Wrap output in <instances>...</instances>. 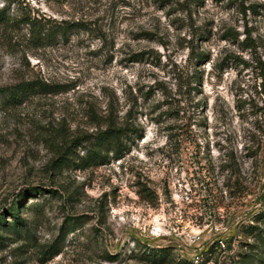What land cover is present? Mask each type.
Masks as SVG:
<instances>
[{
    "label": "rangeland",
    "instance_id": "rangeland-1",
    "mask_svg": "<svg viewBox=\"0 0 264 264\" xmlns=\"http://www.w3.org/2000/svg\"><path fill=\"white\" fill-rule=\"evenodd\" d=\"M1 14L0 264H246L255 247L264 264L244 230L264 210V0H0ZM29 18L70 28L37 43ZM29 81L54 92L9 99ZM109 104L126 150L78 164Z\"/></svg>",
    "mask_w": 264,
    "mask_h": 264
},
{
    "label": "trees",
    "instance_id": "trees-1",
    "mask_svg": "<svg viewBox=\"0 0 264 264\" xmlns=\"http://www.w3.org/2000/svg\"><path fill=\"white\" fill-rule=\"evenodd\" d=\"M3 14L0 15V22H4L5 18L2 17ZM25 25L28 27L29 35L34 42L40 41H55L58 38V35L65 39L69 30V26L65 27L60 26H48L47 24H42L36 18L26 19L23 21ZM196 60L202 61L204 58L203 54H196ZM195 79L198 80L197 73L195 74ZM7 95L10 100H13L15 103H20L25 97L36 94H51L54 92V86H51L44 82H36L29 81L27 83H23L17 85L15 87L7 88ZM107 116L105 121V126H100L96 130H106L96 135L94 143H92V147L84 148L85 154L84 156H77L75 161L78 164H93V165H101L106 158L108 157V153L112 154L113 158H120L124 153L125 145L122 143V130H128V126H118L116 121V111L112 104H109L107 110ZM81 145V143L79 144ZM104 152V153H103ZM73 154L69 152V149L62 152L59 156L58 162L60 163V167H66L69 163H74L73 158L70 156ZM32 194L35 195V191H31ZM252 225L244 228L246 234L251 236L254 241L259 243L258 249L260 247L264 248V210L254 215L251 218ZM258 224H262L263 228L257 226ZM218 241L214 242L209 248V254L213 253L214 246H223L224 244ZM250 250L249 253L241 254L240 260L245 261L246 264H253L252 262L262 261L258 258V254L256 251V247Z\"/></svg>",
    "mask_w": 264,
    "mask_h": 264
}]
</instances>
